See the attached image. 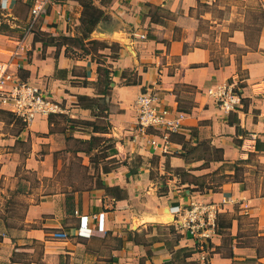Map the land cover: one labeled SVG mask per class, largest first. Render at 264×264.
Here are the masks:
<instances>
[{"label": "crops", "instance_id": "0c3cea01", "mask_svg": "<svg viewBox=\"0 0 264 264\" xmlns=\"http://www.w3.org/2000/svg\"><path fill=\"white\" fill-rule=\"evenodd\" d=\"M4 2L19 33H0V63L64 112L0 108V182L27 201L0 217V264H264V0H52L29 32V0ZM231 79L224 112L208 90ZM142 91L183 128L140 132ZM58 154L81 177L22 185L20 169L57 174ZM194 200L221 208L204 247L171 210Z\"/></svg>", "mask_w": 264, "mask_h": 264}, {"label": "built area", "instance_id": "2783aa9c", "mask_svg": "<svg viewBox=\"0 0 264 264\" xmlns=\"http://www.w3.org/2000/svg\"><path fill=\"white\" fill-rule=\"evenodd\" d=\"M52 0H29L30 18L26 32L33 29L39 16ZM5 7L4 0H0ZM143 37V35H141ZM239 81H230L209 88L208 94L214 97L217 105L224 112L232 111L240 103ZM137 109L136 126L140 132L146 128L155 127L167 133L177 132L183 128L184 114L169 116L166 110H161L157 98L151 91H142L135 100ZM0 108H5L19 117L25 124L31 123L38 115H49L64 112L63 107L45 90L20 81L7 72V66L0 63ZM154 143V141H153ZM178 226L188 235L201 242L210 240L216 232V217L221 208L210 201H191L187 206H172ZM206 260V254L200 257Z\"/></svg>", "mask_w": 264, "mask_h": 264}, {"label": "rangeland", "instance_id": "374dc122", "mask_svg": "<svg viewBox=\"0 0 264 264\" xmlns=\"http://www.w3.org/2000/svg\"><path fill=\"white\" fill-rule=\"evenodd\" d=\"M4 6H1L0 3V33L2 34H18L19 32H14L11 27L12 23L9 21L8 17L4 16L5 10L3 9ZM4 119L6 120H14L18 123H23L21 120L17 119L16 117L5 116ZM103 122L99 127H103ZM26 147V145L24 146ZM67 149L74 150L76 148L83 147V145L76 144L74 141L71 142L66 146ZM57 167L55 171H57L48 179H42L41 181L35 179L34 175L26 173V170L20 169L19 179H21L22 185L25 187H29V189L35 191V193L40 194L41 192H48L56 189L62 188L63 182L71 181L74 179L76 181L77 178L81 177V168L76 166L72 160H68L67 157H62L61 154L57 155ZM68 172V173H67ZM65 174V175H64ZM0 182V217L6 216L11 219H19L22 217L24 209L26 207V199L23 195L19 193L12 194L10 191H6L4 188L6 185H11V183ZM28 190V189H27ZM36 197V194H34ZM10 219V220H11Z\"/></svg>", "mask_w": 264, "mask_h": 264}, {"label": "trees", "instance_id": "16d2710c", "mask_svg": "<svg viewBox=\"0 0 264 264\" xmlns=\"http://www.w3.org/2000/svg\"><path fill=\"white\" fill-rule=\"evenodd\" d=\"M89 1H90V0H89ZM85 5H86V6H89V7L92 6V5H91V2L85 3ZM91 18H92V17H91ZM91 18H89L88 23H91V22H92L93 18H92V20H91ZM90 28H91V27H90ZM86 29H88V32L91 31V30L89 29V26H87V25H86ZM85 34H87V32H85L84 35H85ZM82 98H83L84 100H85V99H86V100H87V99H90V98H88V97H82Z\"/></svg>", "mask_w": 264, "mask_h": 264}]
</instances>
